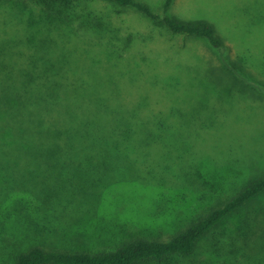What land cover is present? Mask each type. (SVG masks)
I'll return each instance as SVG.
<instances>
[{
    "label": "trees",
    "instance_id": "1",
    "mask_svg": "<svg viewBox=\"0 0 264 264\" xmlns=\"http://www.w3.org/2000/svg\"><path fill=\"white\" fill-rule=\"evenodd\" d=\"M13 2L0 0V197H111L127 186L175 189L181 173L168 168L174 155L178 162L185 157L186 116L149 98L154 90L130 74L78 58L76 41L81 30L105 29L108 22L93 10L102 2L133 9L173 34L205 39L219 48L223 42L215 27L167 15L174 0H165L163 16L138 0ZM19 6L34 12L38 22L32 28L19 12H9ZM6 30L16 34L6 40L1 35ZM233 191L202 214L176 218L163 235L140 236L134 233L136 225H122L120 230L134 235L114 246L101 241L98 230L74 233L89 242L79 238L73 247L61 248L57 243L64 240L47 239L56 230L41 227L48 237L32 232L15 241L13 261L4 264H143L187 258L223 222L264 194V173ZM70 236L64 232L59 237ZM91 239L98 241L92 249L87 247ZM217 252L212 251L208 264H217Z\"/></svg>",
    "mask_w": 264,
    "mask_h": 264
},
{
    "label": "rangeland",
    "instance_id": "2",
    "mask_svg": "<svg viewBox=\"0 0 264 264\" xmlns=\"http://www.w3.org/2000/svg\"><path fill=\"white\" fill-rule=\"evenodd\" d=\"M138 1L166 14L165 0ZM14 8L9 12H19L27 26L37 24L34 12ZM93 10L108 23L99 32L78 33V58L130 74L154 90L149 98L183 112L190 122L181 146L186 154L183 162L174 155L168 168L181 173V181L166 191L127 186L111 197H0V264L13 261L15 241L32 232L46 236L41 227L56 230L46 237L64 240L57 243L61 248L79 238L89 242L74 233L98 230L100 240L114 246L134 235L122 225H136L140 236L163 235L176 218L204 213L241 182L264 173V0H174L167 15L208 21L223 42L219 48L173 34L133 9L102 2ZM15 34L1 35L7 40ZM86 64L81 66H91ZM64 232L69 239L59 237ZM230 249L235 253L229 255ZM217 250V264H264V194L223 222L192 256L143 264H208Z\"/></svg>",
    "mask_w": 264,
    "mask_h": 264
}]
</instances>
